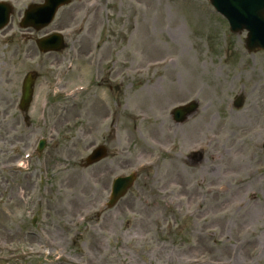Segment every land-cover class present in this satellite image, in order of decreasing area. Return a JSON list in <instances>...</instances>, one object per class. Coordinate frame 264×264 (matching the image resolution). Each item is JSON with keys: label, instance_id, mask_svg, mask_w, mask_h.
Here are the masks:
<instances>
[{"label": "rangeland", "instance_id": "obj_1", "mask_svg": "<svg viewBox=\"0 0 264 264\" xmlns=\"http://www.w3.org/2000/svg\"><path fill=\"white\" fill-rule=\"evenodd\" d=\"M0 1V264H264V51L245 31L206 0H72L39 31L18 22L42 0ZM55 31L66 47L41 53Z\"/></svg>", "mask_w": 264, "mask_h": 264}, {"label": "water", "instance_id": "obj_2", "mask_svg": "<svg viewBox=\"0 0 264 264\" xmlns=\"http://www.w3.org/2000/svg\"><path fill=\"white\" fill-rule=\"evenodd\" d=\"M216 11L221 13L229 22L232 32L247 31L245 46L248 51L264 50V0H209ZM70 0H44L41 5H31L25 12L20 23L21 27L32 26L40 29L52 20L56 9L60 5L69 3ZM11 8L5 3H0V29L9 19ZM40 51L47 52L59 50L63 47L62 38L59 35H51L37 40ZM33 76L27 74L22 85L20 108L24 110L31 99ZM243 102L242 96L236 97L234 107L238 108ZM198 103L192 101L187 105L173 110L174 120L183 122L197 110ZM106 156V150L99 146L85 159V166L93 164ZM134 176L118 177L113 181L112 194L108 206H112L132 185Z\"/></svg>", "mask_w": 264, "mask_h": 264}, {"label": "flooded vegetation", "instance_id": "obj_3", "mask_svg": "<svg viewBox=\"0 0 264 264\" xmlns=\"http://www.w3.org/2000/svg\"><path fill=\"white\" fill-rule=\"evenodd\" d=\"M94 64L97 66V61L96 60H93Z\"/></svg>", "mask_w": 264, "mask_h": 264}]
</instances>
